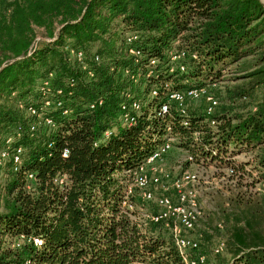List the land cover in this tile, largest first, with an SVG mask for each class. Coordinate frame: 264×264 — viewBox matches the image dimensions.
<instances>
[{"label":"trees","instance_id":"obj_1","mask_svg":"<svg viewBox=\"0 0 264 264\" xmlns=\"http://www.w3.org/2000/svg\"><path fill=\"white\" fill-rule=\"evenodd\" d=\"M129 34L136 40L126 44ZM191 89L217 100L211 118L203 100L202 109L186 99L183 109L170 103L160 112L168 92ZM6 137L22 156L13 165L10 149L0 167V264H182L166 222L144 217L155 203L125 195L131 174L165 138L191 163L259 185L228 200L214 231L219 264H264V7L0 0V150ZM241 155L245 164L235 160Z\"/></svg>","mask_w":264,"mask_h":264},{"label":"built area","instance_id":"obj_2","mask_svg":"<svg viewBox=\"0 0 264 264\" xmlns=\"http://www.w3.org/2000/svg\"><path fill=\"white\" fill-rule=\"evenodd\" d=\"M136 40V36L129 34L126 36V44L132 43ZM129 53L133 56H138L139 52L130 49ZM72 55L76 60H81L80 53H73ZM185 54L183 52L177 55L170 56V63L173 64L179 59L183 58ZM151 65H154V61H150ZM179 70L184 71V67L180 66ZM152 96H157L155 91H152ZM202 99L205 104V114L211 118L214 109L218 105L217 100L207 93L206 89H191L185 93L181 92H168L165 96V101L160 106V112L166 113L168 105L170 103H176L179 108L183 109L185 100L195 101ZM49 106V103H45ZM141 105L138 102H132L131 109L133 112H139ZM125 110V106L121 107ZM31 114H35L34 111H30ZM123 121L126 123H133L134 117L126 114L123 116ZM47 126H53V122L50 119H46L44 122ZM211 126H215V122H210ZM184 127H187V123H183ZM172 139L163 140L160 145H157L145 158V160L139 164L136 170L131 174V182L127 184L125 188L126 197L132 196L135 192L138 194V198L146 202H154L157 211L155 213H149L145 217L153 223L166 222V228L171 236L173 244L177 250L182 264H207L206 257L199 252V244L193 239L189 238V234L195 229L198 220L200 219V212L198 210V199L196 192L191 188L197 182V175L192 172H182L177 177H171L160 171L155 164H158L165 157L167 152L172 147ZM13 143L12 137H6L1 144L0 150V167H3L6 159L9 157V151ZM12 164L17 165L20 162L22 151L19 148L11 149ZM63 157L68 155V151L64 150ZM187 161L192 162V158L188 157ZM231 173V171H229ZM28 179H32L29 175ZM163 180H166L171 188L174 190L175 198L172 199L166 194H159L155 199L151 189H159L165 191L163 186ZM64 178L57 180V183L62 185ZM187 186H191L187 188ZM140 192V194L138 193ZM124 206H127L126 202H123ZM131 209V206H129ZM28 242H32L35 247L42 246V240L39 238L28 239ZM223 251V244L220 243L214 253L220 255ZM22 264H31L26 261ZM212 264V263H210ZM214 264V263H213Z\"/></svg>","mask_w":264,"mask_h":264},{"label":"rangeland","instance_id":"obj_3","mask_svg":"<svg viewBox=\"0 0 264 264\" xmlns=\"http://www.w3.org/2000/svg\"><path fill=\"white\" fill-rule=\"evenodd\" d=\"M203 105L201 98L199 100L187 102V106L192 109H202ZM187 158L188 156L185 151L173 145L165 157L155 165L160 171L171 177H177L182 172H192L197 175V182L192 187L187 186V188L191 187L196 192L198 210L200 212V219L195 226L194 233H192V235L189 234V238L195 239L200 244V251L206 255L210 263L219 264L220 260L213 251L220 244L218 243L219 239L214 228L217 227L220 222L221 210L229 208L228 200L234 196L238 194L247 195L249 193H254L259 190V185H256L255 188H251L249 187L251 181L247 176H244L243 180L240 181L237 179L238 176L231 178L229 170H219L214 167V165H208L209 163L204 166L191 163L187 161ZM235 160L238 164H245V162H247L244 155L236 157ZM246 170L250 171L249 168ZM1 171H4L2 167ZM256 176L257 174L253 172L252 177ZM163 186L165 191L151 189L154 198L156 199L159 194H166L174 199V190L166 180H163ZM138 193L140 194L139 191ZM146 215L147 213L144 212V217ZM201 231L206 232L208 236L207 240L201 239Z\"/></svg>","mask_w":264,"mask_h":264},{"label":"water","instance_id":"obj_4","mask_svg":"<svg viewBox=\"0 0 264 264\" xmlns=\"http://www.w3.org/2000/svg\"><path fill=\"white\" fill-rule=\"evenodd\" d=\"M260 4L264 7V0H258Z\"/></svg>","mask_w":264,"mask_h":264}]
</instances>
